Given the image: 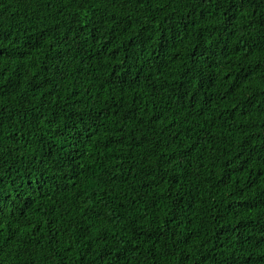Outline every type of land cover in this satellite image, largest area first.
Listing matches in <instances>:
<instances>
[{"label":"trees","instance_id":"1","mask_svg":"<svg viewBox=\"0 0 264 264\" xmlns=\"http://www.w3.org/2000/svg\"><path fill=\"white\" fill-rule=\"evenodd\" d=\"M0 264H264V0H0Z\"/></svg>","mask_w":264,"mask_h":264}]
</instances>
